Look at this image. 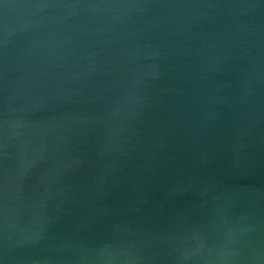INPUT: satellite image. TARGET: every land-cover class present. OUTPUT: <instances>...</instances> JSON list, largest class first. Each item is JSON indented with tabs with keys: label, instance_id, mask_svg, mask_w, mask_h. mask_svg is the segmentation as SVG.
Masks as SVG:
<instances>
[{
	"label": "water",
	"instance_id": "water-1",
	"mask_svg": "<svg viewBox=\"0 0 264 264\" xmlns=\"http://www.w3.org/2000/svg\"><path fill=\"white\" fill-rule=\"evenodd\" d=\"M0 264H264V0H0Z\"/></svg>",
	"mask_w": 264,
	"mask_h": 264
}]
</instances>
